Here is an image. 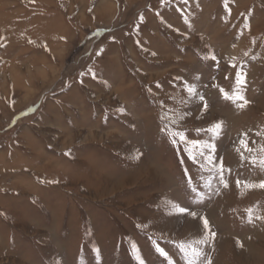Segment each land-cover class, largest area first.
<instances>
[{"label": "rangeland", "instance_id": "rangeland-1", "mask_svg": "<svg viewBox=\"0 0 264 264\" xmlns=\"http://www.w3.org/2000/svg\"><path fill=\"white\" fill-rule=\"evenodd\" d=\"M262 161L264 0H0V264H264Z\"/></svg>", "mask_w": 264, "mask_h": 264}, {"label": "snow or ice", "instance_id": "snow-or-ice-1", "mask_svg": "<svg viewBox=\"0 0 264 264\" xmlns=\"http://www.w3.org/2000/svg\"><path fill=\"white\" fill-rule=\"evenodd\" d=\"M237 75H238V83H243V80L240 79V74L238 73ZM188 91H189V93L191 94V93L194 92V89L191 88V87H189V88H188ZM226 98H228V97L226 96ZM240 98L243 99V97H240ZM245 103H246V101H245ZM218 127H219V125H215V126H214V128H218ZM172 135H174V136H179L181 140H184V139H185V137L183 136V133H173ZM173 142H175V141H173ZM192 143H193V144H197L198 142H197V141H193ZM261 163L264 164V161H262ZM259 186H260V187H264V182H262ZM180 211L183 212V211H185V209H180ZM192 215H195V213H192ZM204 224H205V227H207V225H208L207 220L204 221ZM213 235H214V234H213ZM157 250L160 251L161 254H163V255H167L166 253L163 252V249L157 248ZM193 251L195 252V249H193ZM197 254H198V253H197ZM137 259H138V260L140 259L138 253H137ZM141 264H143V261H142V260H141Z\"/></svg>", "mask_w": 264, "mask_h": 264}]
</instances>
